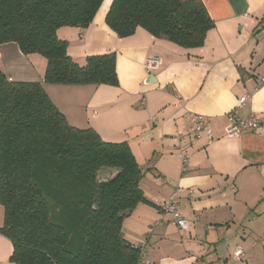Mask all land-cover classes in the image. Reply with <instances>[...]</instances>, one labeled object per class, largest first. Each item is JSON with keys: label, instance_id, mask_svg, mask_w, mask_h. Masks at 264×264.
I'll return each mask as SVG.
<instances>
[{"label": "crops", "instance_id": "obj_1", "mask_svg": "<svg viewBox=\"0 0 264 264\" xmlns=\"http://www.w3.org/2000/svg\"><path fill=\"white\" fill-rule=\"evenodd\" d=\"M111 1H103L87 28L61 27L56 35L78 66L88 56L114 53L117 86L45 84V60L23 55L14 43L0 46V70L9 81L41 84L70 126L128 145L144 173L146 202L124 218L122 233L133 246L145 244L144 261L227 264L240 248L237 264H264V133L224 136L232 110L264 120V0H201L214 27L195 49L142 28L118 37L105 23ZM151 56L161 65L147 73L143 63ZM243 96L250 100L239 106ZM189 114L211 118L209 143L176 139L189 132ZM181 151L190 155L184 170ZM175 190L186 230L158 207Z\"/></svg>", "mask_w": 264, "mask_h": 264}, {"label": "trees", "instance_id": "obj_2", "mask_svg": "<svg viewBox=\"0 0 264 264\" xmlns=\"http://www.w3.org/2000/svg\"><path fill=\"white\" fill-rule=\"evenodd\" d=\"M103 1L0 0V46L40 55L45 84L117 86L114 53L78 66L56 36L87 28ZM105 23L120 38L142 28L184 49L201 48L214 27L201 0H112ZM101 169L113 175L98 179ZM143 176L126 143L70 126L41 84L9 81L0 70V235L10 263L138 264L122 222L146 202Z\"/></svg>", "mask_w": 264, "mask_h": 264}, {"label": "built area", "instance_id": "obj_3", "mask_svg": "<svg viewBox=\"0 0 264 264\" xmlns=\"http://www.w3.org/2000/svg\"><path fill=\"white\" fill-rule=\"evenodd\" d=\"M161 61L157 56H151L144 60L143 66L147 73H151L159 68ZM250 100V96H243L239 99V106L244 105ZM188 117L191 120L192 126L189 132L182 136L177 135L176 139L183 142L187 137L189 144L192 145L195 140H199L201 137H205L209 143L212 140V132L210 129L211 118L202 115H191ZM227 124L224 129V136L227 138H235L241 135L243 132H253L256 134L264 133V120L255 114H249L245 117H240L237 110H232L226 115ZM181 163V168L184 170L190 161V155L187 152H180L177 155ZM188 194L192 193V188L187 190ZM158 207L161 209L164 215L169 217L170 223L175 225L180 230H186L187 222L181 217L178 207V191L175 190L166 200L159 202ZM139 252L138 264H153L151 262L144 261L143 253L145 244L134 246ZM243 257V250L236 248L230 258V262L227 264H237Z\"/></svg>", "mask_w": 264, "mask_h": 264}, {"label": "rangeland", "instance_id": "obj_4", "mask_svg": "<svg viewBox=\"0 0 264 264\" xmlns=\"http://www.w3.org/2000/svg\"><path fill=\"white\" fill-rule=\"evenodd\" d=\"M264 34V30L261 33V35ZM57 36V35H56ZM37 56H39L41 59L42 57L40 55L37 54ZM111 170L109 169H101L98 174L97 177L98 179H101L104 177V175L108 172H110ZM3 213H2V207L0 206V227L2 225V220H3ZM4 240V241H2ZM4 245V246H2ZM4 248V250H3ZM10 251H11V244L10 242L3 236L0 235V264H12L9 261V256H10Z\"/></svg>", "mask_w": 264, "mask_h": 264}, {"label": "water", "instance_id": "obj_5", "mask_svg": "<svg viewBox=\"0 0 264 264\" xmlns=\"http://www.w3.org/2000/svg\"><path fill=\"white\" fill-rule=\"evenodd\" d=\"M264 29V22L259 26V31Z\"/></svg>", "mask_w": 264, "mask_h": 264}]
</instances>
